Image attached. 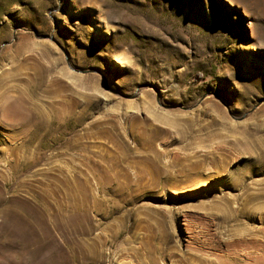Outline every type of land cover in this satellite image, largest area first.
<instances>
[{
	"label": "rangeland",
	"instance_id": "obj_1",
	"mask_svg": "<svg viewBox=\"0 0 264 264\" xmlns=\"http://www.w3.org/2000/svg\"><path fill=\"white\" fill-rule=\"evenodd\" d=\"M151 258L264 264V0H0V264Z\"/></svg>",
	"mask_w": 264,
	"mask_h": 264
},
{
	"label": "bare ground",
	"instance_id": "obj_2",
	"mask_svg": "<svg viewBox=\"0 0 264 264\" xmlns=\"http://www.w3.org/2000/svg\"><path fill=\"white\" fill-rule=\"evenodd\" d=\"M20 45V44H19ZM17 47H18V44H17ZM17 47H15V49L17 48ZM17 51L19 50V49H16ZM46 53V52H45ZM42 54V53H41ZM43 54H44V52H43ZM42 56V55H41ZM14 57H16V56H14ZM38 57H40V55L38 56ZM37 57V58H38ZM28 58H30V57H28ZM36 58V59H37ZM27 59V57L24 59V61ZM31 60V59H30ZM34 60V59H33ZM38 60V59H37ZM41 60V59H40ZM39 60V61H40ZM35 62V61H34ZM42 63V62H41ZM40 62L39 63H37L36 65V69L34 70L33 69V71H32V73H31V79L30 80H28L27 82H26V86H25V89L30 93V94H33V93H35V91L39 88V87H41L40 85H41V83L43 82V81H45L46 82V80H47V76H48V74H49V71H50V69H49V67H47V66H45V65H43V64H41ZM50 78V77H49ZM55 116L58 118V116L59 115H56L55 114ZM35 123H37V125H36V127H35V129L31 132L32 133V135L31 134H29V132L25 129V131L27 132V134L25 135V138H28V139H26L24 142H23V145H25V146H28L29 145V143L31 142V139L37 134V131H39L41 128H42V126H44V123H46V120H41L40 121V126H38V124H39V121L37 120V121H35L33 124L35 125ZM175 125H177V123L175 124ZM23 130V129H22ZM24 130H23V132H25ZM153 137H151V135H149L148 136V141H147V143L149 144V146H153L152 144H153V142H154V139H152ZM29 155H28V153H27V151L26 152H23L22 154H21V156H20V160H21V162H27L28 160H29V157H28ZM157 156V154H155V157ZM21 167H16V166H14V168H13V172L14 173H16V172H18L19 170H21L20 169ZM16 201V200H15ZM76 221V220H75ZM150 264H158L156 261H155V259H153V258H151L150 259ZM210 264H215V263H210Z\"/></svg>",
	"mask_w": 264,
	"mask_h": 264
}]
</instances>
